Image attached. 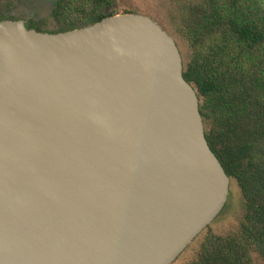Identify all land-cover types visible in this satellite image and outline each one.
<instances>
[{
  "label": "water",
  "instance_id": "water-1",
  "mask_svg": "<svg viewBox=\"0 0 264 264\" xmlns=\"http://www.w3.org/2000/svg\"><path fill=\"white\" fill-rule=\"evenodd\" d=\"M230 185L151 17L0 21V264H173Z\"/></svg>",
  "mask_w": 264,
  "mask_h": 264
},
{
  "label": "trees",
  "instance_id": "trees-1",
  "mask_svg": "<svg viewBox=\"0 0 264 264\" xmlns=\"http://www.w3.org/2000/svg\"><path fill=\"white\" fill-rule=\"evenodd\" d=\"M55 1L53 18L65 26L48 33L118 15L112 0ZM173 3L174 28L190 49L183 77L197 93L207 143L239 188L244 210L236 233L209 232L188 264H253V253L264 263V0ZM25 26L47 32L32 22Z\"/></svg>",
  "mask_w": 264,
  "mask_h": 264
},
{
  "label": "rangeland",
  "instance_id": "rangeland-1",
  "mask_svg": "<svg viewBox=\"0 0 264 264\" xmlns=\"http://www.w3.org/2000/svg\"><path fill=\"white\" fill-rule=\"evenodd\" d=\"M112 11L120 14L136 13L151 17L175 40L182 59L189 57L188 42L174 28L177 14L173 0H112ZM55 0H0V17H15L25 22L39 25L43 30L52 32L65 24L53 18ZM73 19V18H72ZM244 215L243 200L239 188L234 182L230 185V195L226 207L217 219L205 229L173 264H188L197 257L200 244L206 234L231 235L238 231ZM253 264H264L252 254Z\"/></svg>",
  "mask_w": 264,
  "mask_h": 264
}]
</instances>
